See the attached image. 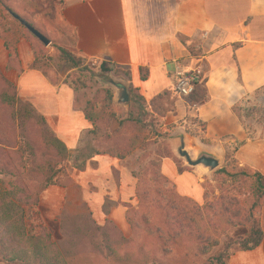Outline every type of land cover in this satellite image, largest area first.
<instances>
[{"label":"crops","instance_id":"0c3cea01","mask_svg":"<svg viewBox=\"0 0 264 264\" xmlns=\"http://www.w3.org/2000/svg\"><path fill=\"white\" fill-rule=\"evenodd\" d=\"M60 2L57 14L66 37H71L69 51L88 61L114 63L129 72L130 77L125 76L130 91L140 95V110L162 129L168 128L174 155L182 143L197 156L207 153L220 159L233 151L240 168L264 177V139L251 138L236 113L246 99L264 91V0ZM18 54L22 70L12 69L8 76L21 97L43 116L71 158L84 151L95 128L85 106L78 102L77 91L65 81L52 82L41 69L34 68L32 48L26 42L19 43ZM10 59L4 48L0 66L6 73ZM177 67L201 71L205 101L191 107L186 99L176 97L172 77ZM87 157L81 168L73 169L72 186L52 188L70 202L80 199L93 208L98 220L114 222L129 237L128 204L137 202L139 183L134 169L123 157L108 152ZM161 169L179 196L205 204L207 168L200 165L180 173L174 160L166 157ZM42 204L50 208L43 198ZM107 205L110 209L106 212ZM258 218L264 233V207ZM229 264H264V239L254 251L235 253Z\"/></svg>","mask_w":264,"mask_h":264},{"label":"rangeland","instance_id":"374dc122","mask_svg":"<svg viewBox=\"0 0 264 264\" xmlns=\"http://www.w3.org/2000/svg\"><path fill=\"white\" fill-rule=\"evenodd\" d=\"M1 1L16 14L27 19L52 42L50 46H45L19 21H15L10 12L2 7L4 5H0V41L2 42V44L0 42V56L4 53L5 48L9 51L11 58V68L7 73L0 66V143H3L2 146L7 151L6 156L17 162L19 173L21 176L23 175L22 179H27L28 186L40 195V205L27 209L28 232L35 235L39 225H44L45 219L51 218V214L48 217L41 212L40 206L51 212L55 208V211L59 213L56 217L59 229L58 232H53V240L63 251L67 264H155L154 256L163 258V242L149 234V226L142 220L146 214L143 205L146 204L139 203L138 196L134 205L128 204L130 215L138 227L130 225L132 234L125 237L114 222L98 220L93 208L81 203L80 199H76V203L70 202L69 199H63L61 192L52 188L57 186L45 189L44 178L38 172L34 161L26 164L25 158H32L33 151L37 152L39 157L45 152L55 156L56 152H51V149L47 148V142L56 136L47 123H42L40 117L43 116L40 113L36 110L32 112L33 108L28 107L32 114L29 112L26 114L25 107H23L20 114L16 103L14 104L11 99L16 94L19 101H23V106L29 103L21 97L18 86L8 76L12 69L19 71V43L26 42L30 45L35 60L36 58L40 59L37 62V67L46 73L52 82L58 84L65 81L77 91L80 106L86 107L88 104H93L91 113L96 117L98 128L94 129L92 139L85 145L84 151L77 153L72 158L68 153L66 163L68 179L67 186L63 188H68L74 183L71 179L74 168H81L82 162H85L90 154L103 151L123 157L134 169L135 177H143L140 185L138 183V191L146 192L145 196L148 197V202L146 200L145 202L151 205L147 208L149 211L150 209L153 211V208L156 207L151 202L164 203L168 197L177 198L179 194L174 183L168 178L170 183L158 179L164 176L161 169L162 160L172 156L168 128L167 130L162 129L159 124L151 120L148 113L140 110L142 100L136 90H134L135 101L132 102L128 112L116 105L114 98L111 100L110 93L115 96V90L102 84V79L105 76L98 77L102 61H88L85 67L78 69H73L70 64L62 61L55 46L69 50L72 44L70 35L66 37L65 29L59 20L60 14H57L62 8L60 7L63 4L60 2L61 0ZM55 7H57L56 13L54 12ZM3 44L4 46H2ZM20 70H22L21 67ZM1 76L11 82L15 90L9 89ZM109 76L127 81L124 71H120L117 75L112 73ZM131 111L133 121L125 122L121 126L120 124L129 118ZM237 114L251 138L264 139V91L246 99L238 106ZM30 144H32V151L27 148ZM3 147L0 146V149ZM186 151L193 160L199 157L190 147L186 148ZM173 160L177 167H185L190 170L195 168L190 166L178 151ZM219 160L221 165L215 171L205 169L206 201L218 202L222 196H232V198H237L240 210L251 208L257 201L253 194L255 180L241 176V169L234 158L233 151H229L226 158ZM26 165L28 166L26 167ZM23 167L25 171L22 170ZM223 170H227L228 174ZM11 181L14 182L11 177L0 171V183L4 187H7ZM49 189L51 191L48 193ZM42 198L43 203L50 208L42 204ZM109 209L110 205H107L105 211L107 212ZM260 211V207L255 210L256 217ZM219 228L216 238H219L221 245L214 248L211 255L223 250L228 243L225 236H232L234 233L233 230L228 229L225 222L221 223ZM238 229L239 232H242L244 227ZM191 246L190 243H185L183 251L193 253L194 248ZM19 248L25 249V251H18ZM27 249L22 244L16 243L15 246L13 244L8 249V254L12 258L10 261H7L0 251V264H46L45 260L37 258L32 254V251ZM208 258L209 256L202 257L201 264H204Z\"/></svg>","mask_w":264,"mask_h":264},{"label":"trees","instance_id":"16d2710c","mask_svg":"<svg viewBox=\"0 0 264 264\" xmlns=\"http://www.w3.org/2000/svg\"><path fill=\"white\" fill-rule=\"evenodd\" d=\"M0 5H4L2 7L6 8L10 12L11 17H13L12 13H15L13 10L2 3L1 0ZM15 21L18 20L15 19ZM55 47L62 61L66 64H70L73 69L83 68L88 62L86 58L78 56L66 48L60 46ZM39 61L40 59L36 58L34 68L40 69L37 67V62ZM86 68L88 67L86 66ZM88 69H90V67ZM120 71H124L120 66L108 61H103L99 66L98 77L105 76L103 78H109L110 74L114 73L117 75ZM124 72L129 78L130 73ZM2 79H4L9 89L15 90L11 82L3 77ZM146 79L147 75L145 70L142 69V80L145 81ZM131 95L132 102H134L135 93L133 89H131ZM110 97L111 100L114 98L111 93ZM11 99L14 104L16 103L20 114L23 107H25L24 110L26 114L28 112L29 114L34 112V107L29 103L23 106V101H19L16 94ZM206 99V88L198 83L195 93L187 98L186 101L191 107H194L196 104ZM28 107L33 108L31 109L32 112L29 111ZM92 109L93 104H88L85 107V113L88 120L92 122L94 128L97 129L98 125L96 117L91 113ZM40 120L43 124L46 123L43 117H40ZM132 121L133 116L131 111L129 118L120 125L122 126L123 123ZM2 145L3 143L1 142L0 146L3 147ZM27 148L32 151V144L28 145ZM47 148L51 149V152H56V155L54 156L45 152L39 157L38 153L33 151L31 153L32 158H25L26 164L34 161L33 163L36 168H38V172L41 173L40 175L44 178L45 189L50 186L66 187L68 179L66 165L68 159L67 155L69 153L68 149L65 144L57 138L49 139ZM4 149V147L0 149V171L4 175L11 177L14 182L11 181L7 187H4V185L0 183V251L4 254V258L10 261L12 258H10L8 254V249L12 247L13 244L15 246L17 243L27 247V250L32 251V254L36 255L37 258L45 260L46 264H67L63 251L53 240V232H58L59 229L56 219L59 215L57 211L50 212L45 207L40 206L41 212L44 215H48V217L49 214H51V218L45 219L44 225H39L35 235L28 232L26 219L27 209L40 205V195L28 186L26 183L27 179H22L23 175L21 176L19 173L17 162L7 157V151ZM168 158L174 159L175 155L172 153V156H168ZM27 166L28 165H26V167ZM178 169L180 173L190 170L185 167H178ZM240 169L243 178H253V180H255L253 194H255L254 196L257 199L251 208L244 210L243 208L242 210L239 209L240 205L239 202L236 201L237 198H232V196H222L218 202L206 201L205 204L200 205L191 199L178 195L177 198L168 197L167 201L164 203L157 201L151 202L154 203L156 207L153 208V211L151 209L149 211L147 208L151 205L150 203H146L148 202V197L145 196L146 192L138 191L137 196L139 203L144 202V204H146H141L146 211L142 220L145 224H148L149 234L163 242V258L154 256L155 264H201L202 257L206 256H209V258L204 264H229L231 257L235 253L254 251L262 244L264 233L259 218L255 216V210L259 207L260 209L264 207V177L254 170ZM22 170L25 171V168L23 167ZM223 171L228 174L227 170ZM23 174L26 175L25 172H23ZM136 178H138L140 185L143 177L136 176ZM158 179L170 183L164 176ZM147 215L150 216L147 217ZM127 219L130 225L138 227L137 224H134L130 215V210H128ZM223 222H225L228 229L233 230L234 233L232 236H225L228 243L223 250L215 255H211L212 250L221 245L219 238L216 237L220 229L219 226ZM242 226L244 230L239 232L238 228ZM185 243H190L192 245L191 248H194L193 253L183 251L185 249ZM21 250L25 251V249H18V251Z\"/></svg>","mask_w":264,"mask_h":264},{"label":"water","instance_id":"95a60500","mask_svg":"<svg viewBox=\"0 0 264 264\" xmlns=\"http://www.w3.org/2000/svg\"><path fill=\"white\" fill-rule=\"evenodd\" d=\"M12 16L18 20L21 25L26 27L36 38H38L45 46H50L52 44L51 40L46 37L43 33L37 30L32 26L27 20L23 19L16 13H12ZM102 84L104 86H110L115 90L114 101L115 104L125 108L127 111L131 108L132 95L129 87V83L126 80L109 77L103 78ZM179 155L186 159L187 163L192 167L204 166L210 171H215L221 165V162L218 158L213 155L203 153L196 160H193L190 154L186 151L185 144L182 143L181 147L178 150Z\"/></svg>","mask_w":264,"mask_h":264},{"label":"built area","instance_id":"2783aa9c","mask_svg":"<svg viewBox=\"0 0 264 264\" xmlns=\"http://www.w3.org/2000/svg\"><path fill=\"white\" fill-rule=\"evenodd\" d=\"M201 71L198 69L185 70L177 67L172 77L173 93L181 98L191 97L196 90V85L201 83Z\"/></svg>","mask_w":264,"mask_h":264}]
</instances>
